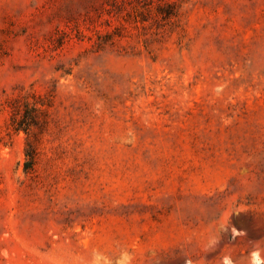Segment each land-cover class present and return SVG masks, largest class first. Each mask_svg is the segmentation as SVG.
Listing matches in <instances>:
<instances>
[{
  "label": "rangeland",
  "instance_id": "obj_1",
  "mask_svg": "<svg viewBox=\"0 0 264 264\" xmlns=\"http://www.w3.org/2000/svg\"><path fill=\"white\" fill-rule=\"evenodd\" d=\"M254 252L264 0H0V264Z\"/></svg>",
  "mask_w": 264,
  "mask_h": 264
},
{
  "label": "trees",
  "instance_id": "obj_2",
  "mask_svg": "<svg viewBox=\"0 0 264 264\" xmlns=\"http://www.w3.org/2000/svg\"><path fill=\"white\" fill-rule=\"evenodd\" d=\"M28 159L25 162V170L31 169L34 165L35 154L33 151H27Z\"/></svg>",
  "mask_w": 264,
  "mask_h": 264
},
{
  "label": "clouds",
  "instance_id": "obj_3",
  "mask_svg": "<svg viewBox=\"0 0 264 264\" xmlns=\"http://www.w3.org/2000/svg\"><path fill=\"white\" fill-rule=\"evenodd\" d=\"M252 260H253V264H261V261L259 259V254L258 253H253L252 254Z\"/></svg>",
  "mask_w": 264,
  "mask_h": 264
}]
</instances>
